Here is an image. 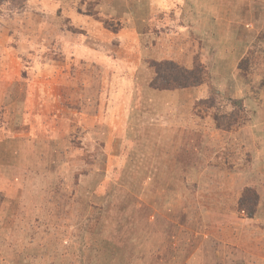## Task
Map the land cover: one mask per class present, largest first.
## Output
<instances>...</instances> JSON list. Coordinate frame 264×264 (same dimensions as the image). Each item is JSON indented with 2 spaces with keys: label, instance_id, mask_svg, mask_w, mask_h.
I'll use <instances>...</instances> for the list:
<instances>
[{
  "label": "rangeland",
  "instance_id": "obj_1",
  "mask_svg": "<svg viewBox=\"0 0 264 264\" xmlns=\"http://www.w3.org/2000/svg\"><path fill=\"white\" fill-rule=\"evenodd\" d=\"M123 2L0 0V264H264V121L259 132L242 96L232 122L241 96L231 93L232 82L224 90L208 82L212 75L196 57L211 92L191 110L197 122L209 118L231 131L217 138L229 144L216 154H189L184 146L174 161L175 147L150 144L145 123L169 131L175 97L150 102L139 82L130 86L121 76L125 69L79 59L82 46L125 51L162 17L129 26L131 14L140 23L150 1ZM251 2L256 11L258 1ZM262 3L255 12L261 30L247 38L254 44L264 43ZM173 18H166L172 27ZM262 51L255 67L230 65L247 70L237 80L256 101L264 97ZM149 103L162 104L163 116L150 113ZM190 164L199 171L187 176ZM250 190L261 195L251 219L245 211L254 203L241 207Z\"/></svg>",
  "mask_w": 264,
  "mask_h": 264
},
{
  "label": "crops",
  "instance_id": "obj_2",
  "mask_svg": "<svg viewBox=\"0 0 264 264\" xmlns=\"http://www.w3.org/2000/svg\"><path fill=\"white\" fill-rule=\"evenodd\" d=\"M123 1V5L127 4L128 7L130 6L128 0ZM251 1L253 0H147L149 4L146 3V14L143 17L141 15V18H139L141 19L140 23H138V20H136L132 14L129 20V26H132L133 23L135 26L139 25L140 27L142 23H146L144 21L147 16L150 20H147V23L152 22L151 16L163 17L153 22L155 25L154 30L147 31L146 34L144 33L145 38L142 39L145 40H142V42L139 40L137 43L135 40L133 41L131 39L132 42H127L126 48L123 47L125 51L122 52L121 47L118 46L114 49L113 53L106 52L107 55L99 50L91 48L92 46H82L78 49L81 53L79 55L80 62H82V64L88 63V65L90 63L93 65L108 64L110 67L114 66L118 68L119 71H124L125 69L121 76H129L126 80L130 86L139 82L147 99L150 97L148 99L150 102L151 99L158 100L160 96H165V94L168 95L169 93L175 97V99L172 100L173 104L170 103V107L166 106L169 107V112H174L175 110L176 114V117H172L171 120H168L171 122L169 131L165 133V130L163 131L164 126L154 122H152V124L145 123L144 125L147 133L149 131L153 134L152 137H148V134L145 135L148 139L152 138L150 144L154 143L168 146L170 149L175 147L174 152L170 154L169 158H166L172 161H174L175 158L179 160L184 153V146L188 148H186L187 150L190 149L193 151H190L189 154H199L201 152L205 154L221 153V150L223 151L222 147L225 144H229V141L222 142L217 140V138L220 136L221 132L230 133L231 131H223L209 118L206 120L200 118V121L197 122V115H195V111H192L193 109L195 110L197 100L208 97L211 88L208 87L206 82L198 87L177 88L174 90H159L152 88L150 82L155 75V71L149 65V60L170 59L191 68L194 66L195 58L198 57L199 61L209 69L212 75L208 78V82L210 79L214 80L215 84L218 83L219 88L222 90L230 87L229 82L234 84L233 88L230 90L231 93L235 97L241 96L242 98L243 96V98H245L247 111H249L250 108L248 104L251 105L253 112H256V115L252 116L251 119H253L252 121L255 123L257 130L261 132L260 123L264 121V97L261 98L262 100L256 101L252 100L250 97L248 98L246 96L247 93L243 94V80H237V77L240 76V71H242L246 78L248 75L247 70H242L239 66L236 69V66L235 69L230 71V65H239V63L244 60H247V64H250V66L255 67V65L253 66V61L256 58L255 55H257L256 53L261 48H264V43H260V41H257V43H255L256 45L251 41H247V38H250L258 28L261 30V25L259 24V19L256 18L255 12L257 10L260 12L259 2H263L262 4L264 7V0H254L258 1V3H256V11H253L251 10ZM184 4L185 8H189V10L184 8ZM131 7L132 9L130 11L132 12L134 8L132 5ZM191 8H193V10ZM167 14L174 15L175 18H173V20L177 30L174 25L172 27L166 23ZM243 16H246L249 21L246 22ZM144 17L145 20L142 21ZM241 26H244V28ZM98 28L99 26L94 25L95 30H98ZM162 29L165 30V32H162ZM241 30H243V32ZM103 33L106 32L104 31ZM176 40L179 41L176 42ZM144 41H146V44L143 43ZM148 41L151 43L149 44ZM102 44L103 43L99 45L101 46ZM261 44L263 45L261 46ZM260 53L264 60V51ZM262 56L260 55L259 58ZM100 57L103 58V61ZM117 61L119 67H116ZM118 73L116 76H119ZM242 79H244V77ZM10 81H12V79H9V82ZM241 98L238 99L240 100ZM243 98L241 100H243ZM148 105L149 107L147 108H151L148 109L150 113H160L161 116L165 113L162 104L149 103ZM178 108L184 110L185 113L187 112V117L180 116V113H178L180 110H178ZM174 118H176V120H174ZM248 124L246 130L251 131L253 126L251 123ZM254 134L255 132L253 131V135ZM251 138H253L252 135ZM229 139L231 143L234 142L233 139ZM260 149L264 159V148L262 145ZM161 157L162 156H160V158ZM159 167L157 171L159 170L163 173L165 171L167 176L169 173L174 176L175 171L173 168L165 169L164 167V170L159 169ZM196 168L195 164H190V168L187 169L186 175L190 176L193 175L192 173L195 171L198 172L199 169L197 170Z\"/></svg>",
  "mask_w": 264,
  "mask_h": 264
},
{
  "label": "trees",
  "instance_id": "obj_3",
  "mask_svg": "<svg viewBox=\"0 0 264 264\" xmlns=\"http://www.w3.org/2000/svg\"><path fill=\"white\" fill-rule=\"evenodd\" d=\"M247 62V60H244L242 63L244 66H248L249 64H247ZM150 63L151 67L155 71V75L150 83V86L152 88L159 90H172L177 88L198 87L203 83L205 71L201 63H199V67L197 68L195 67V65L193 68H187L170 59L151 60ZM239 101L240 102H233L234 105L239 106L233 111L234 116H231V120L234 121L232 122H236L235 117L239 114L242 109V100L240 99ZM199 108L200 106H198V109ZM216 118L218 122L221 119L219 115H216ZM250 191H252V193L250 194L252 198L246 201L242 199L241 207H244L248 210L249 205L246 203L248 201L254 203V205H252L253 208H250L249 212L245 211L247 216L251 219L257 211V206L259 201L261 200V195L258 190ZM58 257L62 258V256L60 255ZM84 261L86 264V260H82L81 263L84 264ZM50 264H52L51 261Z\"/></svg>",
  "mask_w": 264,
  "mask_h": 264
}]
</instances>
